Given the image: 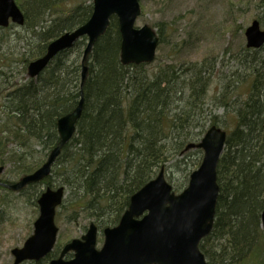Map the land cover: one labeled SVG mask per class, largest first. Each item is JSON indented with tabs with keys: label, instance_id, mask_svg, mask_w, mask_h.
<instances>
[{
	"label": "trees",
	"instance_id": "obj_1",
	"mask_svg": "<svg viewBox=\"0 0 264 264\" xmlns=\"http://www.w3.org/2000/svg\"><path fill=\"white\" fill-rule=\"evenodd\" d=\"M92 3L27 0L24 25L0 28V167L15 180L38 169L58 144L57 121L78 102L87 40L59 54L37 79L27 77V67L45 55L52 41L85 24ZM166 27L158 25V50L166 45ZM23 32L27 43L21 48ZM120 47L113 17L86 63V108L72 143L55 164L53 178L20 194L31 191L29 200L35 198L37 204L42 185L63 187L66 198L58 216L69 222L82 216L103 232L119 223L131 197L161 168L169 184L172 169L182 170L187 182L173 188L176 193L185 189L203 159L200 149H185L199 143L211 126L221 127L232 117L235 126L217 169L215 222L200 250L211 264H245L254 253L262 254L264 47L242 48L236 58L239 70L232 73L219 70L213 58L124 66ZM173 53L178 57L175 49ZM217 76L221 92L209 99ZM220 109L229 117L217 115Z\"/></svg>",
	"mask_w": 264,
	"mask_h": 264
},
{
	"label": "water",
	"instance_id": "obj_2",
	"mask_svg": "<svg viewBox=\"0 0 264 264\" xmlns=\"http://www.w3.org/2000/svg\"><path fill=\"white\" fill-rule=\"evenodd\" d=\"M140 0H93L90 19L71 32L51 42L46 54L28 66V77L38 78L62 52L71 49L80 39L87 45L82 59L81 87L87 78L84 65L96 42L102 37L112 17L119 23L121 36V63L124 66L151 64L155 61L159 37L149 26L135 27L141 15ZM24 14L15 0H0V27L10 23L22 26ZM246 47L264 46V29L255 20L245 31ZM80 95L83 96V91ZM83 101L70 114L58 120L60 145L54 149L46 163L37 171L22 177L18 182L0 187L19 193L32 184H38L50 175L52 166L61 154V148L73 137L81 116ZM227 132L211 127L200 143L190 144L186 151L201 149L204 153L200 167L194 171L187 188L180 194L173 191L165 178L164 168L158 176L135 193L128 209L117 226L103 231V244L98 249V228L91 224L80 239L65 245L58 259L49 264H210L199 246L212 232L219 197L217 168L224 153ZM4 167H0V175ZM64 199V188H47L38 200L39 217L34 223V234L22 248L12 251L13 264L39 262L47 257L56 245L58 228L55 217ZM264 231V211L261 215ZM73 253L71 260L65 256Z\"/></svg>",
	"mask_w": 264,
	"mask_h": 264
},
{
	"label": "rangeland",
	"instance_id": "obj_3",
	"mask_svg": "<svg viewBox=\"0 0 264 264\" xmlns=\"http://www.w3.org/2000/svg\"><path fill=\"white\" fill-rule=\"evenodd\" d=\"M26 2L27 0H20L17 3L26 8ZM70 5L72 3L64 7L69 8ZM140 7L141 16L136 22L138 28L147 25L158 31L159 23H166L168 28L165 34L166 45L159 48L154 66L159 63L213 58L218 62L219 70L224 68L223 72L232 73L239 70L236 58L241 49L246 48L245 30L254 20H260L263 16L264 0H140ZM12 31H18V28ZM24 36L23 32L18 41L21 48L27 43ZM173 49L178 52L179 58L174 55ZM219 80L218 76L214 79L209 99L220 94ZM217 115L224 117L223 110H218ZM234 126L235 121L232 117L229 123L221 124L227 131L233 130ZM199 161L198 158L195 163ZM199 166L198 164L194 170ZM7 172L9 171L0 176L2 180L10 179L16 182L20 179L15 180L13 174ZM168 177L174 188L187 182L182 170L172 169ZM41 188L45 190L47 185L44 184ZM30 198L31 191L21 195L0 189V264H13L12 250L22 248L25 241L33 235L34 223L39 216V206L35 203V198L29 200ZM56 224L59 229L57 240L61 249L71 240L84 236L92 223L82 220V216L76 221L69 222L65 215L59 217L57 214ZM103 240L104 237L100 233L98 249L102 247ZM261 247L262 254L254 253L245 264H264V242ZM59 252L56 253L55 247L53 253L41 261L24 264H49L59 256ZM72 258L73 255L68 254L65 260Z\"/></svg>",
	"mask_w": 264,
	"mask_h": 264
},
{
	"label": "bare ground",
	"instance_id": "obj_4",
	"mask_svg": "<svg viewBox=\"0 0 264 264\" xmlns=\"http://www.w3.org/2000/svg\"><path fill=\"white\" fill-rule=\"evenodd\" d=\"M53 42V41H52ZM83 56H84V54H83ZM89 57V56H88ZM88 57H87V59H86V61H85V63H84V65L87 67V78H88V73H89V68H88V66H87V61H88ZM83 59V58H82ZM81 68H82V61H81ZM28 77V76H27ZM87 78H86V80H87ZM82 81V80H81ZM85 83H86V81H85ZM85 83H84V86H85ZM84 86L83 87H81V83H80V93H81V91H83V96L82 95H80V93H79V98H78V102H77V104H76V107H75V109L78 107V105H79V103L81 102V101H83V109H82V113H81V116H80V118H79V120H78V122H77V124H76V131H75V133H74V135H73V137L61 148V154L59 155V157L57 158V160L55 161V163H54V165L52 166V169H51V172H50V175L48 176V177H46L43 181H46V180H50L51 178H53V173H54V166H55V164L57 163V161H58V159L60 158V156L62 155V153H63V150H64V148L66 147V146H68V145H70L71 143H72V140L74 139V137H75V135H76V132H77V126H78V123L80 122V120H81V118H82V116H83V113H84V110H85V108H86V96H85V92H84ZM74 109V110H75ZM73 110V111H74ZM72 111V112H73ZM71 112V113H72ZM70 114V113H69ZM68 115V114H67ZM66 116V115H65ZM220 116V115H219ZM64 117V116H63ZM62 118V117H61ZM215 126V125H214ZM214 126H211V127H214ZM210 127V128H211ZM215 127H217V126H215ZM209 128V129H210ZM217 128H219V129H222V128H220V127H217ZM56 130H57V134H58V138H59V141H58V144L57 145H55V147L47 154V156H46V160H44V162L42 163V165L40 166V167H42L45 163H46V161H47V159H48V157H49V155H50V153L54 150V149H56L59 145H60V135H59V132H58V121H57V126H56ZM223 130V129H222ZM227 138H228V136H227ZM226 142H227V140H226ZM38 149V148H37ZM193 150V149H192ZM203 157H204V153H203ZM39 167V168H40ZM38 168V169H39ZM38 169H36L35 171H37ZM162 169V168H161ZM198 169V168H197ZM196 169V170H197ZM196 170H194V171H196ZM34 171V172H35ZM161 171V170H160ZM193 171V172H194ZM192 172V173H193ZM160 173V172H159ZM191 173V174H192ZM158 176V175H157ZM191 176V175H190ZM22 178V177H21ZM155 179V178H154ZM43 181H41L40 183H42ZM152 181V180H151ZM39 184V183H38ZM34 185H37V184H32L31 186H34ZM47 188H49V187H47ZM61 188V187H60ZM142 189V188H141ZM140 189V190H141ZM42 194V193H41Z\"/></svg>",
	"mask_w": 264,
	"mask_h": 264
}]
</instances>
